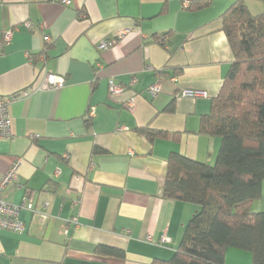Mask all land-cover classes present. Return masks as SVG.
<instances>
[{
	"label": "crops",
	"instance_id": "obj_1",
	"mask_svg": "<svg viewBox=\"0 0 264 264\" xmlns=\"http://www.w3.org/2000/svg\"><path fill=\"white\" fill-rule=\"evenodd\" d=\"M244 1L252 15L263 12L262 0ZM206 2L187 9L181 0H0V98L45 73L65 79L61 88L9 105L13 137L0 138V178L22 160L4 197L13 204L27 197L36 212L21 210V233L0 228V264H152L171 257L198 206L162 197L167 158L177 152L215 161L220 138L198 133L199 121L233 59L221 15L235 0ZM161 33L168 34L165 45L154 40ZM101 41L110 44L98 49ZM110 80L127 88L112 95ZM158 80L155 97L144 93ZM185 88L207 97H182ZM146 126L167 137L150 140L139 131ZM95 146L104 153L94 154ZM250 209L264 212V180ZM162 234L169 243L144 240ZM99 244L125 257L97 254ZM224 264H251V255L227 248Z\"/></svg>",
	"mask_w": 264,
	"mask_h": 264
},
{
	"label": "trees",
	"instance_id": "obj_2",
	"mask_svg": "<svg viewBox=\"0 0 264 264\" xmlns=\"http://www.w3.org/2000/svg\"><path fill=\"white\" fill-rule=\"evenodd\" d=\"M206 3L191 0L187 9ZM221 22L233 59L198 129L219 137L220 147L213 163L177 152L168 155L162 197L198 209L185 224L171 257L154 258L152 264H224L227 248L247 251L251 264H264V212L250 209L264 180V10L252 15L244 0H235ZM139 131L150 140L167 137L147 126ZM92 152L104 150L95 146ZM94 252L125 257L123 250L103 244Z\"/></svg>",
	"mask_w": 264,
	"mask_h": 264
},
{
	"label": "built area",
	"instance_id": "obj_3",
	"mask_svg": "<svg viewBox=\"0 0 264 264\" xmlns=\"http://www.w3.org/2000/svg\"><path fill=\"white\" fill-rule=\"evenodd\" d=\"M183 8H188L191 0H181ZM59 3L63 5H68L69 0H59ZM28 27L32 28V24L27 22ZM158 39L156 42L158 44L165 45L167 40V35H157ZM4 40L7 41L10 38V32H6L3 36ZM48 39V38H47ZM109 41H101L98 45V49L105 48ZM172 81H175V77H171ZM135 79L132 78L131 82L128 84V87H132L135 84ZM65 79L62 76H58L53 73H45L41 78H38L37 81L33 82L30 86L19 90L15 93L9 94L7 96L0 98V138L12 139L13 132L11 128V117L9 114V105L11 102L29 96L31 93H34L39 90L45 89H58L64 86ZM127 87L122 84H116L110 80L108 84V91L110 94H121ZM161 86L159 80L154 84L148 86L144 93L150 97H155L160 92ZM179 95L182 97L197 98V97H207V93L199 89L185 88L179 92ZM133 97H130L125 102V108L131 109L133 106ZM93 111L88 113V116H93ZM21 158L17 157L12 162L9 169L3 174L0 178V228L12 231L14 233H21L24 229V223L20 219V212L22 209H27L33 212H36L33 204L29 201L27 197L22 199V202L19 204H13L5 200L4 191L7 186L13 184L16 179V175L21 164ZM78 201H81L79 198ZM48 205L47 202L43 203V208H46ZM76 223V220H72ZM146 242H150L158 245H165L169 243L170 238L165 234L158 236L157 238H152L151 236H146L144 238Z\"/></svg>",
	"mask_w": 264,
	"mask_h": 264
}]
</instances>
